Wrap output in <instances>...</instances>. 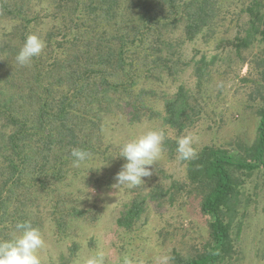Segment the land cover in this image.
<instances>
[{
	"label": "trees",
	"instance_id": "1",
	"mask_svg": "<svg viewBox=\"0 0 264 264\" xmlns=\"http://www.w3.org/2000/svg\"><path fill=\"white\" fill-rule=\"evenodd\" d=\"M216 10V0H0V13L19 20L11 36L0 40V117L12 129H0V239L11 238L18 221L30 220L41 231V220L33 221L28 210L41 207L36 193L60 191L73 148L107 156L109 118L161 119L179 132L196 121L201 112L184 86L166 94L160 113L150 83L185 70L190 62L177 49L207 27ZM42 19L52 22L43 33L35 29ZM259 33L264 40V18ZM29 34L40 36L44 48L21 67L15 56ZM246 151L238 158L205 147L188 160L189 182L208 189L201 209L211 218V242L196 258L175 264H218L232 255L225 217L238 194L234 171L264 166V108L256 141ZM50 202L57 229L80 213L68 207L65 214L60 195ZM143 208L135 200L117 224L132 227Z\"/></svg>",
	"mask_w": 264,
	"mask_h": 264
},
{
	"label": "rangeland",
	"instance_id": "2",
	"mask_svg": "<svg viewBox=\"0 0 264 264\" xmlns=\"http://www.w3.org/2000/svg\"><path fill=\"white\" fill-rule=\"evenodd\" d=\"M216 2L214 19L177 49L183 61L190 62L185 70L175 78L150 83L156 92L153 107L160 113L166 94H174L181 85L201 114L181 132L161 119L109 118L104 129L110 147L107 156L94 155L80 167L72 165L60 191L51 196L37 192L41 207L28 209L33 221L39 217L43 224L45 246L39 250L43 264H77L98 251L105 254V264H122L125 257L131 264H164L165 259L175 264L196 258L209 247L211 218L201 209L208 189L189 182L188 160L177 159V139L190 135L195 153L215 147L242 158L256 141L264 108V40L259 33L264 0ZM18 23L0 13V40L8 39ZM51 24L42 19L35 29L43 33ZM181 35L177 29L175 37ZM0 129L12 130L1 117ZM148 129L164 136L162 156L151 166L152 175L136 187L115 186V175L125 162L116 157L120 146ZM234 177L238 194L225 217L234 251L218 264H264V166L251 172L235 170ZM57 194L65 214H70L69 208L80 210L64 230L57 229L52 214L50 201ZM135 200L144 206L139 218L130 228L119 226L117 219Z\"/></svg>",
	"mask_w": 264,
	"mask_h": 264
},
{
	"label": "clouds",
	"instance_id": "3",
	"mask_svg": "<svg viewBox=\"0 0 264 264\" xmlns=\"http://www.w3.org/2000/svg\"><path fill=\"white\" fill-rule=\"evenodd\" d=\"M43 48L44 41L40 36L27 35L15 56L16 64L21 67L30 66L33 58L38 57ZM163 140L161 131L148 129L124 142L120 146L119 155L116 156L124 158L125 162L115 175V186L132 188L145 183L143 178L152 175L151 166L162 156ZM176 152L177 159L181 161L194 157L193 139L190 135L177 139ZM70 156L74 167H80L81 164L92 159L91 152L80 148H73ZM44 246L45 241L39 228L34 227L30 220L18 221L12 237L0 239V264H43L39 250ZM77 264H105V254L102 251L88 254ZM122 264H131V261L125 257ZM164 264H167L166 259Z\"/></svg>",
	"mask_w": 264,
	"mask_h": 264
}]
</instances>
